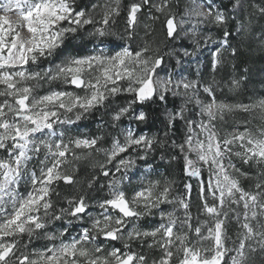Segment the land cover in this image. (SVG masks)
I'll list each match as a JSON object with an SVG mask.
<instances>
[{"label": "snow or ice", "instance_id": "1", "mask_svg": "<svg viewBox=\"0 0 264 264\" xmlns=\"http://www.w3.org/2000/svg\"><path fill=\"white\" fill-rule=\"evenodd\" d=\"M148 3V0H142ZM119 3V0H116ZM166 6V5H165ZM141 11L138 4L131 6L128 23L132 27L136 23L137 13ZM163 11V7L157 8ZM0 151L7 150L8 158L0 159V264H11L10 258L16 256L19 238L23 236L31 239L38 231L45 229L47 220H61L63 215L79 218L88 212L89 206L85 198L68 201L69 209H64L61 215L52 216L53 208L51 196L57 182L74 184L71 175L63 171L70 160H78L76 149L95 150L102 137L95 139H74L64 143H52L46 140H37L42 133L57 135L56 125L75 124L88 113L102 107L109 98L120 95L122 92L134 95L128 107L114 116L120 120L136 103H144L157 97L165 99V93L173 88L183 87L186 91L196 89L193 83L173 84L171 80L154 83L153 77L156 69L160 68L163 60H152L147 56L149 49L133 53L128 48L106 57L92 55L85 58H73L63 65H57L55 70L47 69L42 72H33L29 68L38 64L42 59H50L58 49L63 47L65 38L75 36L79 31L95 21L84 11H77L74 0H2L0 2ZM9 13L18 16L16 21L10 19ZM116 9L106 13L100 22L107 26L111 15H118ZM203 20L212 18V22L223 25L227 22L223 13L198 14ZM96 28L89 35L103 38L108 35L105 27ZM182 26V24L180 25ZM169 38L175 36L178 25L175 17L166 22ZM230 35L226 33L225 36ZM225 39V43H226ZM219 53L215 54V63H219ZM233 55L235 53L233 52ZM41 80L62 81L84 92L77 95L73 92L51 91L49 94L37 97L35 90ZM32 82H35L33 84ZM121 82H127L128 87L121 88ZM239 81L235 82V86ZM159 87V92H158ZM212 97V102L200 105L202 114L207 116L208 123L201 121L197 131L193 134L190 125V136L186 140L188 154L185 156V172L188 176L199 177L201 169L198 164L208 166L212 178L207 182V191L216 204L209 206L204 200V212L212 218V226L202 225L201 228H191L192 217L188 214V197L182 200L169 199L171 188L165 186L162 191L156 192L159 185H149L139 191L131 200L121 190V181L114 179L109 184L111 198L99 205L102 209L103 219L97 218L90 230H84L79 238L70 243L61 244L59 248H48L36 254L35 259L27 255L17 258L15 264H146V257L134 253L121 254L119 249L113 250L108 257L97 255L102 249L97 247L90 252L85 245L92 243L98 236L106 240L116 241L122 238L121 234L128 227V221L142 219L150 215L153 207L162 204L178 203L185 216L180 219L175 212L161 216L162 223L159 228L150 232L133 231L128 239L157 238L155 244L164 253L159 264H172L173 257L179 253L178 264H224V258L229 249L225 247L224 222L228 218V211L232 206L242 211L237 212V222L240 223L241 232L237 239L239 243L234 249L235 256L231 264H247L246 253L255 251L253 242L264 251V192L251 193L245 191L233 173L237 172L231 164V157L240 158L245 164L257 163L264 165V131L254 135L251 131L232 133L230 137H220L214 128L217 119H223L225 112L251 113L259 111L264 113V99L249 105H226L216 103L212 96V88L204 89ZM68 114H72L70 117ZM182 117H172L177 119ZM136 119L144 121V114ZM61 137L62 133L59 134ZM154 141L146 136L134 137L129 132L122 144L114 140L113 147L105 152L107 164L100 165L101 175L108 177L126 173L135 162L124 158L123 154L129 149H151ZM238 148L239 150H235ZM42 150L46 152L41 162L39 175L35 171H27L28 163ZM184 150V145L180 146ZM195 159H192V156ZM121 157L117 161V158ZM141 156L140 159H146ZM114 165V171L108 165ZM228 161V163H225ZM108 169V170H106ZM232 169V171H230ZM27 172L31 191L21 196L17 191L20 180ZM91 187V185H89ZM264 188V185H257ZM191 189V185H187ZM205 192V185L201 184V195ZM143 208L141 212L137 209ZM227 209L228 211H225ZM113 210L118 218L113 219L109 213ZM259 218V219H258ZM256 221V226H253ZM187 228L197 238L192 244L187 232L180 229ZM65 233H61L63 236ZM49 240H56V236H48ZM210 241L207 248L201 246ZM126 248L130 245H125Z\"/></svg>", "mask_w": 264, "mask_h": 264}, {"label": "trees", "instance_id": "2", "mask_svg": "<svg viewBox=\"0 0 264 264\" xmlns=\"http://www.w3.org/2000/svg\"><path fill=\"white\" fill-rule=\"evenodd\" d=\"M218 11L223 13L227 22L218 25L212 22V18L203 23L199 30V35H209L217 44L226 39L224 46L217 45L219 63L212 70L210 56L207 55V61L202 72H197V90L185 91V94H174L172 91L166 92L165 99L161 101L157 97L144 103H136L120 120H114L113 117L118 115L122 109L131 104L135 98L134 95L122 92L120 95L109 98L104 102L102 107H98L88 113L83 119L73 125L70 130L66 131V142L70 141L71 135L77 133L88 139L102 137L95 150L79 149L75 155L79 156L78 160H70L65 165L63 171L71 175L74 184H65L57 182L54 185V193L51 196L53 208L50 209L52 216L61 215L64 209H69L68 201H76L81 197L85 198L87 205H93L96 202L105 201L111 198L109 184L114 179L121 181V190L125 192L126 197L131 200L134 192L146 189L149 185H159L156 192L162 191L167 185L171 188L169 199L186 200L189 203L188 214L192 217L191 228H201L202 225L212 226V218L204 212V200H207L209 206L216 204L207 191L208 176L204 171L202 178L192 180L185 172V156L188 154L186 140L190 136L191 127L196 126L202 109L197 101L205 103L211 100L209 94H205L202 86L211 87L212 96L216 103L226 105H249L255 104L264 99V0H213ZM186 0H148L143 3L142 0H74L77 11H84L95 23L86 26L75 36L65 38L63 47L47 60L42 59L38 64L31 65L29 70L33 72H42L47 69L55 70L57 63L67 60L69 57L92 56L94 50L98 49L100 43L111 46L121 41H127L133 51H137L142 45L143 49L147 47L149 52L147 56L152 60L161 59V66L174 68L170 62L173 54H178L177 42L180 41L184 48L191 50L186 40L178 38L177 33L174 37L169 38L166 22L171 16L182 13ZM167 4L164 11H157L158 4ZM138 4L141 11L138 16H143L147 22L146 30L141 33L138 16L136 23L130 27L128 23L129 10L132 5ZM111 9L118 10V15H111L107 26H103L102 21L106 13L110 14ZM216 11H213L215 13ZM149 16V18H147ZM211 20V22H209ZM105 27L108 35L98 38L89 35L96 28ZM143 31V30H142ZM226 33L230 35L225 36ZM233 52L235 55H233ZM157 73V72H156ZM154 80V77H153ZM239 85L235 86V82ZM35 84V82H32ZM156 83V82H154ZM157 84V83H156ZM121 88L128 87L127 82H121ZM53 90L73 92L77 95L83 93L82 90L76 89L70 84L62 81L41 80L39 87L36 88L34 95L39 97L46 95ZM159 92V87H158ZM194 93V94H193ZM191 95V96H190ZM144 114L146 119L140 121L136 119L135 114ZM71 117L72 114H69ZM172 117H182L172 119ZM132 126L134 137L146 136L153 140L154 143L149 150H144L141 146L138 149H129V152L123 154L124 158H130L135 162L126 173L117 174V176L105 177L101 175L100 165L107 164L105 152L109 151L114 140H120L123 134L122 129L125 126ZM214 126L221 135H230L234 131L240 132L242 129H249L256 133L264 127V115L259 111L243 113L238 111L225 112L223 119H217ZM72 137V136H71ZM121 139L120 141H122ZM184 145V150L180 146ZM7 150L0 151V157L7 155ZM146 156V159H140ZM121 157L117 158V161ZM36 160H32L27 171L38 172L39 169ZM112 165L108 169L114 171ZM232 164L238 173L234 172V177L240 182V186L247 192L257 193L264 192V188H258L257 185H264V165L257 163L245 164L240 158L234 157ZM106 169V170H108ZM149 169V170H147ZM205 185L204 195H201V184ZM191 184V189L187 185ZM91 185V187H89ZM232 211H228V218L224 222L225 247L229 249L224 258V264H230L231 258L235 255L234 249L239 243L237 237L241 232L240 223L237 222L236 214L240 209L235 205ZM138 211H146L143 208ZM175 212L176 216L183 219L185 212L179 208L178 203L162 204L159 207H153L151 214L144 216L142 219H132L128 221V227L123 231V237L116 241L103 242L104 238L98 236V243L87 244L86 247L90 252L102 243V252L99 256H104L109 248H117L121 253H134L146 257V264L159 261L163 258L164 253L159 246L149 247L155 244L157 238L128 239V235L133 231L150 232L161 226V216ZM76 217L63 215L61 220H52L49 218L47 227L38 231L31 239L27 236L19 238L17 244L18 251L14 261L21 255H27L34 259V256L40 252L46 251L52 240L47 239L49 234L68 233L67 222L75 224ZM259 219V218H258ZM264 223V220L260 221ZM253 221V226H256ZM85 227L86 221L83 222ZM79 231L80 228L78 229ZM77 231V233L79 232ZM181 232H187L192 244L197 243L194 233L187 228L180 229ZM202 233L206 234V229L201 228ZM125 245H130L126 248ZM211 245L210 241L204 242L201 246L207 248ZM255 251L246 253L247 264H264V251L253 242ZM180 254L177 253L172 264H178ZM83 264V259H81Z\"/></svg>", "mask_w": 264, "mask_h": 264}, {"label": "rangeland", "instance_id": "3", "mask_svg": "<svg viewBox=\"0 0 264 264\" xmlns=\"http://www.w3.org/2000/svg\"><path fill=\"white\" fill-rule=\"evenodd\" d=\"M0 2H2V0H0ZM165 5L167 6V4H165ZM165 5H161L159 3L158 8L163 7V11H164V9H166V7H164ZM209 10H211L212 12L216 11V12L221 13L216 8V5H215L213 0H186L182 13L179 15L171 16V18L175 17V20H176L177 25H178V31H177L178 38L182 39V40H186V42H187L188 46H190L191 50H188V49L184 48L183 46H181L182 43L180 41L177 42L178 54H176V55L173 54L170 57V62H172L175 66H174V68H171V69H170V66L169 67L161 66L160 68L156 69L157 73L154 76V82H156L157 85H159L161 82H164L167 80H171L173 82V84H180V85H182L183 83H193V84L196 83L197 82L196 81L197 80V72H202V70L204 69V67L206 65V61H207V55L210 56V59L212 62L211 63L212 64V70L217 65V63H215L214 58H215V54L218 52V50H215V46H217L218 44L224 46L225 45L224 40H221L217 44L214 40L211 39V37L209 35H201V36L199 35V30H201V28L203 27V23H205L207 20H203L198 14L199 13H207ZM0 14H3V13L0 12ZM9 16H10V19L12 21H16L18 19V16L15 13H9ZM137 16H138V14H137ZM147 18H149V16ZM209 18H211V17H209ZM138 20H139L140 28L143 25V28H142L143 31L141 30V33L144 34L143 32H145V30H146L145 28H146L147 22L142 15L138 16ZM211 20L209 22H211ZM181 24H182V26H180ZM139 47L140 48H138L137 51H142L143 46L140 45ZM97 48L98 49L94 50L95 55H101L102 54L103 56H106V57L113 56L117 52L122 51L124 48H128L130 51L135 53V51H133V48L131 47V45L127 41H121V42H119L116 45L111 46V47L107 44L100 43L97 46ZM89 56L69 57L67 60H64L60 63H57V65H63L68 60L73 59V58H85V57H89ZM218 59H219V57H218ZM51 68L52 67H50V69ZM205 88H207V86L203 85L202 86L203 92L205 94H208L207 92L204 91ZM193 90H197V88L193 89ZM53 91H57V90H53ZM185 91L186 90L183 89V87H179V88H173L172 93H174V94H185ZM190 91L191 90H189V92ZM80 95L81 96L84 95V92L81 93ZM210 98H211V100H209L203 104L211 103L212 97H210ZM200 104H202V102ZM135 115L138 116L139 114H135ZM263 115H264V113H263ZM201 121H203L205 124H207L208 123L207 116H205V117L202 115L200 116V118L197 121L196 126L192 127L193 134L198 130L197 125ZM73 125L74 124L56 125L55 132L57 133V135H52V134L45 132V133L39 134L37 136V140H46V141H49L52 143H56V142H59L60 139L62 138L64 143H69L71 140H74V139H88L86 137L76 135L78 133L77 132V133L71 135L72 137L71 136L68 137V138H70V141L66 142V140H65L66 134H67L66 131L70 130L73 127ZM214 128L217 131V133L219 134V132L215 126H214ZM245 130L246 129H242V131H240V132H244ZM247 130H249V129H247ZM249 131H251V130H249ZM262 131H264V127L261 128L258 132H256V133L252 132V133L254 135H256ZM129 132H132L134 134V130H133L132 126L127 125L122 129V133H120V134H123L122 138H121L123 140L122 141H120L121 139L119 140L122 144L124 143L125 138L127 137ZM60 133L63 134L62 137L59 135ZM233 133H239V132L234 131ZM231 134L230 135L219 134V136L220 137H230ZM112 147H113V144H112L111 148ZM76 150H79V149H76ZM235 150H239V149L234 148V151ZM45 155H46V152L44 150H42L39 154L35 155L33 160L37 159L35 165H37L38 169H40V167L42 166L41 162L44 160ZM234 157H236V156L231 157V164H232ZM7 158H8V154L6 155V157H4V156L0 157V159H7ZM191 158L195 159V156L193 155ZM225 163H228V161H225ZM29 164H30V162L28 163V166H29ZM197 167H199L201 169L200 176L199 177L190 176L192 180L199 181L202 178V174L204 171L206 172V174L208 176L207 177L208 181H209V179L212 178L211 171L208 168V166L203 165V164H198ZM147 170H149V169H147ZM29 171H31V169ZM230 171H232V169H230ZM36 173H37V175H39V171ZM233 175H234V173H233ZM17 191L21 196H25L28 194L29 191H31V184H30V180H29L27 172H25L23 178L20 180V183L17 186ZM139 191H141L140 188L134 192V195L132 196V198ZM103 202L104 201L96 202L90 206L88 205L89 206L88 212L85 213L84 215L80 216L79 218L75 219L76 225L74 227L72 226L73 223L67 222L66 227L68 228L69 231L67 234H64L63 236H61V234H58L56 236L57 239L52 240L55 242L54 248H59L61 246V244H67V243H70L73 239L79 238L81 233L84 230H90L92 228V225L95 222V219H97V218L103 219L102 209H100V207H99V205ZM109 213L113 216V219L118 218V214L116 212H114L113 210H109ZM84 221H86L87 226H89V228L85 227V225H83ZM79 228L81 231L78 230ZM73 229H75L76 231H79L77 235L74 234L75 232H73V234H71L72 233L71 230H73ZM62 233H64V232H62ZM50 235L55 236V234H53V233L49 234V236ZM121 236L123 237V234H121ZM96 239L94 242L89 243V244L98 243V240H96ZM107 241H110V240L104 239L103 242H107ZM85 247H86V245H85ZM98 247L102 248L101 242L99 243ZM116 249L117 248H109L108 252L102 257H108L109 253H111L113 250H116ZM121 254H123V253H121ZM159 261L152 262V264H159ZM230 264H231V260H230Z\"/></svg>", "mask_w": 264, "mask_h": 264}, {"label": "flooded vegetation", "instance_id": "4", "mask_svg": "<svg viewBox=\"0 0 264 264\" xmlns=\"http://www.w3.org/2000/svg\"><path fill=\"white\" fill-rule=\"evenodd\" d=\"M54 246H55V242L52 241V243L49 244V246L47 247V249H48V248H54ZM47 249H46V250H47ZM20 257H21V256H20ZM29 258L32 259L31 257H29ZM35 258H36V255L34 256V259H35ZM14 259H15V257L10 258V260H11V264H15Z\"/></svg>", "mask_w": 264, "mask_h": 264}]
</instances>
